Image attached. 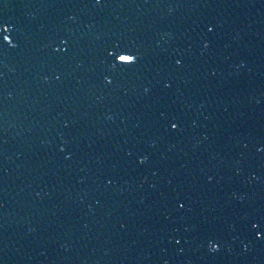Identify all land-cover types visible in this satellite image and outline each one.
Here are the masks:
<instances>
[{"label":"water","instance_id":"95a60500","mask_svg":"<svg viewBox=\"0 0 264 264\" xmlns=\"http://www.w3.org/2000/svg\"><path fill=\"white\" fill-rule=\"evenodd\" d=\"M191 1L25 0L22 3L23 10L35 6L42 8L38 11L39 22L31 26L29 33H24L29 42L41 23L45 24L42 29L49 33L57 21L55 28L58 31L51 32L56 36H45L40 43L43 45V51L38 56L41 67L31 74L32 82L28 86L19 82L18 77L5 76L8 78L7 86L11 83L16 87L14 93L19 96L17 100L4 98L6 104L12 102L16 106L7 114V126L0 129V180L9 178V185L0 195L8 193L13 199L0 205V214L11 207V201L15 204L17 200L18 189L14 178L20 179L19 189H26L27 194L41 189V195L45 196L50 192L48 190L57 191L61 195L59 201H65L69 206L74 190L94 186L87 184L103 167L112 171L111 177L119 175L130 194L126 198L127 208L117 205L113 210V213L124 212L123 221L119 223L124 232L115 228L113 232H107V236L101 228L96 229L109 244L119 239L126 246L130 241L132 228L129 223H136L137 219L133 221L129 216L140 193L150 199H163L165 203L177 207L180 204L191 206L195 200L204 199L210 209L212 198L221 199L225 208L229 206L230 189L236 192L240 188L243 174L241 143L246 136L249 137L247 133L261 123L258 111L259 100L264 94V0H246L247 7L258 18L255 23L247 21L252 14L241 8L235 9L234 0L231 6L215 0L217 6L211 19L213 29L204 27L201 21L198 23L196 13L201 14V11ZM190 9L194 12L187 14ZM116 13L118 16L114 23L124 18L128 21L139 19L134 24L137 32L133 33L134 37H138V42L134 41L138 48L132 47L140 53V68L119 61V58L110 61L114 49L107 41L108 37L115 36V40L123 37L121 31L114 33L110 24L105 22ZM236 17H240L242 23ZM94 25L99 30L93 31ZM188 26L193 28L194 34L190 39L183 38ZM196 35L198 38L193 39ZM64 39L68 41L67 50L63 47L57 49V44ZM203 39H207L204 44ZM84 48L86 53L81 51ZM126 49L127 54L132 55ZM78 50L79 54H76ZM169 65L178 70L197 68L203 72L205 79L198 75L192 78L200 81L197 92L194 93L191 81L176 82L163 91L156 90L157 79L163 75L161 68ZM58 69L61 71L56 73V77L61 87L67 84L68 88H62L52 96L48 112H41L31 120L18 115L26 105L32 108L29 115L33 113L31 95L36 91L40 94L44 84L42 77L48 80L51 70ZM17 70L15 68V72ZM132 74L138 76L136 82L140 86L133 84ZM124 79L127 84L122 86ZM152 80L154 83H151ZM105 81L111 84L108 86ZM53 86L60 89L56 84ZM17 88L23 89L21 94H17ZM108 88L111 92L107 97L111 103L107 104L104 96ZM83 91L89 93L87 103L77 105L75 99L81 98ZM128 91L136 95L135 102H130ZM92 97L102 100V112L89 105ZM216 101L213 109L206 105ZM126 104L134 105L136 110L115 115V111ZM147 107L151 110H146ZM200 113L205 115V119ZM175 115L179 127L169 131L170 119ZM208 122L217 129L209 127ZM27 124L32 126L25 128ZM77 126L83 128L85 136L78 134L81 131L76 130ZM181 133L191 134V138L182 140ZM205 140H210L211 144L205 143ZM246 148L264 151L249 144ZM65 169L71 170L70 175L73 171L79 173L74 176V182L65 187L59 183L50 185L58 179L66 183L62 173ZM145 200L144 197L142 206L147 208ZM237 200H241L239 196L230 203ZM101 204H104L103 200ZM99 219L105 217L99 216L96 221ZM207 219L205 214L188 217L181 213L169 226L172 229H162L161 232L165 233L161 235L163 239L157 240L166 244L168 250V247L173 248L180 236L189 243L200 239L205 247L210 246L213 253H225L224 256L228 257L226 264L246 261L248 264H262L263 248L255 246L254 242L261 236L257 233L262 232L258 222L248 223L240 232H237V226L232 229L227 226V233L231 236L218 232L215 233L216 240L211 237L208 243L212 220ZM200 222L204 226L201 227ZM233 222L238 223V220ZM75 225L72 224V227ZM155 231L151 230L150 239H153ZM42 234L43 231H40L38 235ZM99 238L95 237L90 243H98ZM160 241L157 246L150 241V246L161 249ZM212 241L220 247L213 249ZM197 254L192 249H184L181 252L183 263L174 261L180 257L178 251L165 253L162 263L158 257L144 258H149L146 264H197L190 261L197 258ZM216 262L223 264L222 259ZM40 263L39 260L37 264ZM198 264H209V260Z\"/></svg>","mask_w":264,"mask_h":264},{"label":"snow or ice","instance_id":"6c2138e0","mask_svg":"<svg viewBox=\"0 0 264 264\" xmlns=\"http://www.w3.org/2000/svg\"><path fill=\"white\" fill-rule=\"evenodd\" d=\"M0 3H2V0H0ZM10 27H12V25H10L7 22L6 18H4L3 16H0V32H4L5 37H7L6 40H9V41L12 40V37L7 34V30ZM67 46H68V41H67V39H64L60 44H57V49L63 47L65 50H67ZM127 51H128L127 49L122 51L123 55L119 56V61L128 62L129 64L136 62L138 60V56L127 54ZM108 79L111 80L112 78L108 77ZM170 126L172 128H177V127H179V124H178V122L173 121V122H171ZM141 159H143V157ZM257 235H264V232H258ZM210 243H211V246L213 247V249L220 247V245L218 243H216L215 241H212Z\"/></svg>","mask_w":264,"mask_h":264}]
</instances>
